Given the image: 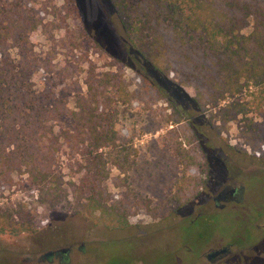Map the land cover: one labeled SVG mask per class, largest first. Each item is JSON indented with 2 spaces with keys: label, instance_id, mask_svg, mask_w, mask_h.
Wrapping results in <instances>:
<instances>
[{
  "label": "rangeland",
  "instance_id": "rangeland-1",
  "mask_svg": "<svg viewBox=\"0 0 264 264\" xmlns=\"http://www.w3.org/2000/svg\"><path fill=\"white\" fill-rule=\"evenodd\" d=\"M41 2L51 6L50 16L31 42L34 54L46 57L50 67L32 74L37 90L50 86L72 108L76 94L86 91L88 75L112 72L134 93L128 103H114L115 129L136 152L131 170L121 174L128 188L116 185L114 168L103 185L113 200L135 204L127 228L120 231L108 229L98 213L84 212L85 201L73 200L84 175L81 159L63 145L53 169L70 204L45 208L28 175L14 173L13 185L0 194V207L14 216L24 214L33 227L0 235V264H264L262 97H241L242 111L229 122H222L213 106L196 111L193 93L180 85L179 73L162 75L133 50L125 51L127 36L100 0H75L69 16L63 0ZM8 53L0 49L1 56ZM143 77L163 93L146 86ZM177 105L187 115H179ZM191 115L208 140L206 153L189 135L186 117ZM194 150L200 166L185 170L181 158ZM233 187L236 199L215 206L213 198ZM222 247L228 248L227 255L213 263L206 260Z\"/></svg>",
  "mask_w": 264,
  "mask_h": 264
},
{
  "label": "trees",
  "instance_id": "trees-1",
  "mask_svg": "<svg viewBox=\"0 0 264 264\" xmlns=\"http://www.w3.org/2000/svg\"><path fill=\"white\" fill-rule=\"evenodd\" d=\"M39 1L0 0V49L11 52L0 55V194L13 185L14 173L23 172L45 208L70 204L53 169L64 145L81 159L84 173L75 187L74 203L83 199L84 212L98 213L110 230H123L135 200H113L103 184L114 168L119 173L113 177L116 185L128 188L121 174L131 170L136 152L115 129L114 103H128L134 93L112 72L88 75L86 91L76 94L72 108L50 86L37 90L32 74L50 67L46 57L34 54L31 42L50 16L51 6ZM100 1L124 30L125 51L133 50L162 75L179 73L180 85L193 93L194 110L213 106L220 120L229 122L242 111L239 99L246 94L261 96L259 105L264 108V0ZM63 6L69 16L76 9L75 0H63ZM143 79L154 92L163 93ZM175 109L187 115L178 105ZM186 119L189 135L206 153L208 140L196 128V119ZM180 164L185 170L200 166L196 151ZM32 227L24 214L14 216L0 207V235Z\"/></svg>",
  "mask_w": 264,
  "mask_h": 264
},
{
  "label": "flooded vegetation",
  "instance_id": "flooded-vegetation-1",
  "mask_svg": "<svg viewBox=\"0 0 264 264\" xmlns=\"http://www.w3.org/2000/svg\"><path fill=\"white\" fill-rule=\"evenodd\" d=\"M236 192H237V189L235 187H233L231 189L222 190L221 192H219V193H221L220 200L213 201V202H215V206H222V205L218 204L220 202H227V201L235 200L236 199ZM68 251L69 250L67 249V250H61L59 252H49V253L45 254L44 257L47 258V257H51V256H56L58 254L67 253ZM228 253H229L228 248L222 247V248H219V249L214 250V251L210 252L209 254H207L206 260L213 263V262H216L219 259L223 258Z\"/></svg>",
  "mask_w": 264,
  "mask_h": 264
},
{
  "label": "water",
  "instance_id": "water-1",
  "mask_svg": "<svg viewBox=\"0 0 264 264\" xmlns=\"http://www.w3.org/2000/svg\"><path fill=\"white\" fill-rule=\"evenodd\" d=\"M221 193H219L217 196L214 197L213 201H218L220 200Z\"/></svg>",
  "mask_w": 264,
  "mask_h": 264
}]
</instances>
